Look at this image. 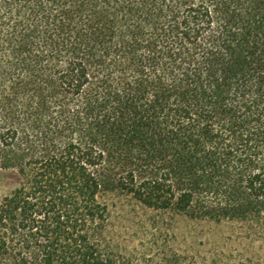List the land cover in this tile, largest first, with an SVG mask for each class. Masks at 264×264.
<instances>
[{"label":"trees","instance_id":"obj_1","mask_svg":"<svg viewBox=\"0 0 264 264\" xmlns=\"http://www.w3.org/2000/svg\"><path fill=\"white\" fill-rule=\"evenodd\" d=\"M0 167V264H133L112 195L264 244V0H0Z\"/></svg>","mask_w":264,"mask_h":264},{"label":"rangeland","instance_id":"obj_2","mask_svg":"<svg viewBox=\"0 0 264 264\" xmlns=\"http://www.w3.org/2000/svg\"><path fill=\"white\" fill-rule=\"evenodd\" d=\"M18 182L17 172L0 167V196L9 194ZM105 198L120 243L118 251L131 255L133 264L142 258H148L147 264H164L174 253L184 262L197 264H264V244L248 238L240 223L194 220L146 209L118 195Z\"/></svg>","mask_w":264,"mask_h":264}]
</instances>
